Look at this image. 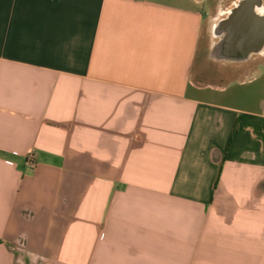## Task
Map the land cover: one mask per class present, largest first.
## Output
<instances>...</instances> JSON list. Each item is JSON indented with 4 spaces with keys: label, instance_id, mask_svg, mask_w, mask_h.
<instances>
[{
    "label": "crops",
    "instance_id": "crops-1",
    "mask_svg": "<svg viewBox=\"0 0 264 264\" xmlns=\"http://www.w3.org/2000/svg\"><path fill=\"white\" fill-rule=\"evenodd\" d=\"M240 1L0 0V264H264Z\"/></svg>",
    "mask_w": 264,
    "mask_h": 264
},
{
    "label": "flooded vegetation",
    "instance_id": "flooded-vegetation-1",
    "mask_svg": "<svg viewBox=\"0 0 264 264\" xmlns=\"http://www.w3.org/2000/svg\"><path fill=\"white\" fill-rule=\"evenodd\" d=\"M260 22L264 24V0H241L229 17L233 37L239 42V54L257 49L262 41ZM264 41V30H263Z\"/></svg>",
    "mask_w": 264,
    "mask_h": 264
},
{
    "label": "built area",
    "instance_id": "built-area-1",
    "mask_svg": "<svg viewBox=\"0 0 264 264\" xmlns=\"http://www.w3.org/2000/svg\"><path fill=\"white\" fill-rule=\"evenodd\" d=\"M27 164L30 165V166L34 165V155L33 154H29L28 155Z\"/></svg>",
    "mask_w": 264,
    "mask_h": 264
}]
</instances>
